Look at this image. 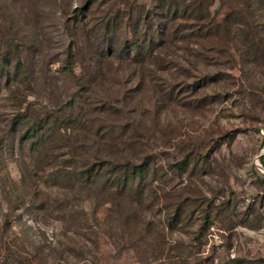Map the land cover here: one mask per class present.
Returning <instances> with one entry per match:
<instances>
[{"label":"rangeland","instance_id":"374dc122","mask_svg":"<svg viewBox=\"0 0 264 264\" xmlns=\"http://www.w3.org/2000/svg\"><path fill=\"white\" fill-rule=\"evenodd\" d=\"M82 1L0 0L5 51L18 50L33 72L19 107L0 79V264H264V0H231L227 12H245L230 17L228 32L227 4H216L212 41L163 51L167 61L183 57L181 67L147 64L145 83L126 75L111 89L159 172L141 204V249L110 205L87 209L90 199L57 174L63 151L41 158L26 140L37 115L72 91L60 13ZM131 1L148 10L158 0Z\"/></svg>","mask_w":264,"mask_h":264},{"label":"trees","instance_id":"16d2710c","mask_svg":"<svg viewBox=\"0 0 264 264\" xmlns=\"http://www.w3.org/2000/svg\"><path fill=\"white\" fill-rule=\"evenodd\" d=\"M230 1L158 0L147 10L131 0H83L72 13L61 10L67 38L63 63L73 88L66 101L57 100L52 111L37 115L26 140L38 147L41 158L51 147L63 151L55 160L62 169L57 174L73 181L79 193L90 199L87 209L110 205L109 211L120 215L122 225L134 230L128 236L140 235L139 249L146 247L142 200L152 193L159 172L146 135L133 119L114 108L121 96L111 89L126 75L145 83L153 72L147 64L159 69L169 63L181 67L183 57L175 53V59L167 61L161 57L163 51L171 47L186 51L178 45L196 39L212 41L220 27L212 8L216 4L231 8ZM228 10L221 20L226 32L230 17L245 12ZM0 15V23L5 22V6ZM31 71L26 56L16 49L5 51V25H0V79L5 78V91L15 95L17 107L30 96L25 90L30 91ZM28 119L25 114L18 124ZM154 253L149 259H157Z\"/></svg>","mask_w":264,"mask_h":264}]
</instances>
